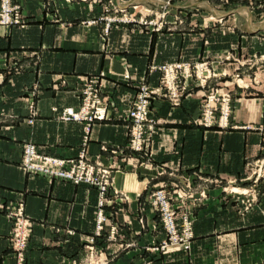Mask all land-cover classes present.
<instances>
[{"label":"crops","instance_id":"obj_1","mask_svg":"<svg viewBox=\"0 0 264 264\" xmlns=\"http://www.w3.org/2000/svg\"><path fill=\"white\" fill-rule=\"evenodd\" d=\"M16 1L22 23L0 27V264H17L6 215L19 202L31 223L25 264H264V178L257 185L258 202L248 211L228 202L222 191L228 180L250 187L239 182L247 176L245 163L264 157V62L246 60L264 55V18L249 13L246 3L222 8L202 3L197 13L181 12L179 27L154 32L120 23L104 36L102 23H84L102 15L103 0H55L51 8L46 0ZM174 5L183 10L187 4ZM226 56L234 60H221ZM172 62L208 64L218 75L208 80V88L231 97L232 128L194 125L208 89L183 80L179 107L153 103L163 122L151 148L156 170L135 169L126 148L127 112L140 85L158 86L160 75L149 69ZM100 73L110 117L91 127L86 156L115 165L117 200L104 203L106 220L96 235L95 189L28 174L19 164L26 143L41 155L77 156L83 124L59 115L79 106L77 83ZM159 168L164 176L156 175ZM162 184L189 198L185 206L192 211L194 238L188 251L144 250L163 239L146 202V189ZM201 191L207 199L197 200Z\"/></svg>","mask_w":264,"mask_h":264},{"label":"built area","instance_id":"obj_2","mask_svg":"<svg viewBox=\"0 0 264 264\" xmlns=\"http://www.w3.org/2000/svg\"><path fill=\"white\" fill-rule=\"evenodd\" d=\"M213 0H179V2L192 3L190 10L197 11L201 9L202 3H210ZM173 0H159V9L151 6L140 5L138 3L121 4L116 9V15H109L108 5L103 6V13L97 20L90 22H104L103 35L107 36L112 24H136L139 26L150 27L153 31H161L166 28L171 20L181 24V12L171 4ZM107 4H112L111 2ZM180 9V8H178ZM235 21V19H234ZM22 23L21 5L15 0H0V27H14ZM218 24L222 23V19L217 20ZM230 58L227 57V60ZM188 64H168L160 67H152L151 70L161 71L162 78L159 86L149 88L146 85H140L134 95L127 118L129 122L128 136L129 141L127 149L137 156L145 157V161L140 163L148 171H154V165L151 162V148L155 139V135L159 130L162 122L156 117L152 109L153 102L157 99L167 101L174 108L181 104V96L184 87L181 86V78L187 79L191 77ZM195 74L201 88L208 89L204 95L202 105L198 115L193 119L196 126L210 128L217 126L221 129L229 128V116L231 114V98L228 93H220L218 90H210L206 85L209 74L203 76L206 72V64H196ZM104 73L98 76H90L82 82L77 83L75 91L79 94V106L76 108H63L59 119L64 122L82 123L83 139L78 155L69 160L56 157L45 156L38 153L36 147L31 143L23 144L21 151L20 168L28 174L42 175L55 179L70 181L75 185H88L97 191L98 210L96 213V235L102 229L105 222V216L102 211L106 200L110 199L109 190L113 181V170L115 165L104 166L97 161H90L86 156V147L89 142L91 127L95 123H101L109 119L110 111L108 103L102 96L103 84L101 78ZM236 75L234 78H238ZM128 80V76L124 77ZM66 86V82H62ZM32 119L28 121L32 124ZM138 164V163H137ZM247 176L240 182H251L250 188H231L228 192L234 198L241 208V211H248L253 207L259 199L257 185L264 178V158L248 161L245 163ZM158 175H164L165 171L160 168ZM228 185H235L236 180H228ZM224 191H227L225 188ZM205 191L199 192L197 200L204 199ZM108 198V199H107ZM117 200L116 197L111 199ZM146 199L150 207L159 214L163 227L167 233V241L162 242L161 251H165L170 245H179L184 249H188V242L191 239L192 222L186 212L185 202L186 196L181 190L172 192L170 186L162 184L159 188L146 189ZM181 209L179 210V207ZM7 218L11 224L9 231V243L15 256L18 258V264H24L23 253L27 247V240L31 229V223L24 214V205L22 202L16 204L8 213ZM180 224L183 234L177 236L176 226ZM90 244L93 239L88 240ZM169 242V243H167ZM103 264H106L103 263Z\"/></svg>","mask_w":264,"mask_h":264},{"label":"rangeland","instance_id":"obj_3","mask_svg":"<svg viewBox=\"0 0 264 264\" xmlns=\"http://www.w3.org/2000/svg\"><path fill=\"white\" fill-rule=\"evenodd\" d=\"M15 2H17L16 0H15ZM54 2H55V0H46V3H47V6L48 7H52L53 5H54ZM109 2H111L112 4H107V3H109ZM156 5H154V6H151L152 8H154V9H159V0H156ZM176 2H179V0H173V2L171 3L173 6H175L174 4L176 3ZM235 2H241V3H246V5L248 6V8H249V13H251L252 15H255V16H257V18L259 19H263L264 18V0H213V1H211L210 3H215V4H217V6H220L221 8L222 7H226V6H228V5H230L231 3H235ZM19 3V2H18ZM128 4V3H138V4H140L141 5V3L140 2H138V1H134V0H121L118 4H116L113 0H103V3H102V13H103V6L105 5H108V9L110 10L109 11V15H112V16H114V15H116V9L118 8V7H120L121 6V4ZM184 3H186L187 5H186V7L183 9V10H177L178 12L180 11V12H185V13H188V11H187V9L189 10L190 9V7H192V3H190L189 4V2H184ZM20 4V3H19ZM143 5V4H142ZM199 11H201V9H198ZM197 10V11H198ZM192 12H196L197 13V11H194V10H191ZM97 20V19H96ZM95 21V20H94ZM90 22H92V20L91 21H85L84 23L85 24H87V25H95V24H97V22L96 23H93V24H91ZM98 23H102V34H103V27H104V22H98ZM223 23V22H222ZM221 23V24H222ZM181 24H183V22L181 23ZM179 22H178V20H175V21H171V23L170 24H167V26H166V28H170V29H172V28H175V27H179L180 25H181ZM136 25V24H135ZM198 25H200V23H198V21H197V26ZM19 26V25H18ZM112 26V25H111ZM139 26V25H138ZM144 27V26H143ZM201 27V26H200ZM150 28V27H149ZM165 28V29H166ZM110 29H111V27H110ZM164 30V29H163ZM162 31V30H161ZM109 32H110V30H109ZM154 32H156V31H154ZM158 32H160V31H158ZM109 34V33H108ZM230 58V57H229ZM234 60L233 58H230V60ZM221 60H227V56L226 57H223ZM248 62H251V63H255V62H257V63H259V62H264V55H257V56H254V57H251V58H248V59H246ZM238 62V61H237ZM239 63V62H238ZM168 64H186V63H182V62H172V63H165V64H161V65H158V66H152V67H160V66H162V65H168ZM196 64H206V72L207 73H204L203 74V76H205L206 77V75H210L209 76V78L206 80V85L208 84V80L209 79H211V78H216L218 75L217 74H212L211 72H210V70H208V64L206 63V62H193V63H188V65L190 66L189 67V70H190V74H191V77L190 78H187V79H183V78H181V81H183V80H192L193 82H194V85L195 86H198V87H200V85H199V83H198V80H197V78H196V74H195V72H196V70H195V67H194V65H196ZM151 67V68H152ZM151 68L149 69L150 70V72H157L159 75H160V77H159V83H160V80H161V78H162V72L161 71H158V70H155V71H152L151 70ZM237 74H234V76H233V78L236 76ZM181 81H180V83H181ZM143 85H146V86H148L147 84H143ZM158 86H159V84H158ZM157 86V87H158ZM181 86H183L182 84H181ZM149 88H151L150 86H148ZM184 87V86H183ZM156 88V87H155ZM201 88V87H200ZM185 90H186V88H184V91L183 92H185ZM75 92H77V91H75ZM77 94H78V92H77ZM79 95V94H78ZM231 98V97H230ZM157 100H161V99H157ZM156 101V100H155ZM154 101V102H155ZM153 102V103H154ZM162 102H164V103H166L167 105H169L170 107H172L171 105H170V103H168L167 101H162ZM172 108H174V107H172ZM177 108V107H176ZM230 108H231V103H230ZM152 109H153V106H152ZM154 110V109H153ZM154 113H155V111H154ZM155 115H156V113H155ZM230 116H231V114H230ZM230 116H229V120H230ZM157 117V116H156ZM158 118V117H157ZM128 119V118H127ZM159 119V118H158ZM160 120V122H162V120L161 119H159ZM105 122V121H104ZM101 123H103V122H101ZM163 123V122H162ZM96 124V123H95ZM128 125H129V122H128ZM162 125V124H161ZM83 126L84 125H82V139H83V134H84V132H83ZM129 127V126H128ZM213 127H217V126H213ZM231 126H230V124H229V128H230ZM159 128H160V126H159ZM217 128H219V127H217ZM232 128V127H231ZM221 129V128H220ZM127 131H128V129H127ZM82 139H81V143H82ZM128 141H129V136H128V140H127V144H128ZM80 147H81V145H80ZM126 148H127V145H126ZM80 150V149H79ZM79 152V151H78ZM127 152H128V154H130L131 155V157L135 160V162H134V165H133V167L135 166L136 168H141V169H143L144 171H146V172H149L147 169H145L142 165H140V163H142L143 161H145V157H143V156H137L136 154H134V153H132V152H130V150H128L127 149ZM77 155H78V153H77ZM151 155H152V151H151ZM46 156V155H45ZM153 156V155H152ZM51 157H53V156H51ZM57 158V157H56ZM152 158V157H151ZM262 158H264V157H262ZM262 158H257V159H254V160H248V161H255V160H259V159H262ZM247 161V162H248ZM138 163V164H137ZM19 167H20V164H19ZM134 167V168H135ZM155 167V166H154ZM135 168V169H136ZM21 169V168H20ZM160 169V168H159ZM22 170V169H21ZM154 170H156V168H154ZM114 171V170H113ZM156 172H158V170L156 171ZM158 177L159 176H164V175H158V174H156ZM47 177V176H46ZM48 178H51V177H48ZM53 179H55V178H53ZM60 180V179H59ZM70 182V181H69ZM113 182V181H112ZM239 182H240V180H239ZM236 183H237V180H236ZM235 183V184H236ZM242 183V182H241ZM250 184H252L251 182H249ZM73 184V183H72ZM187 184V183H186ZM75 185V184H74ZM80 185H84V184H80ZM86 186H88V185H86ZM89 187H91V186H89ZM251 187V186H250ZM250 187H248V188H250ZM92 188V187H91ZM173 188V187H172ZM227 189V191H224V189ZM231 188H234V189H239V190H236V192L237 191H241V189H240V187L239 186H236V185H228V183H226L224 186H222V191H223V194L225 195V197H226V200L228 201V202H232L233 204H236V203H238V202H236L235 200H234V198L229 194V190L231 189ZM94 189V188H93ZM97 192V191H96ZM98 196V195H97ZM108 198H112V197H117V195L115 194V192H114V190H113V187H112V184H111V187H110V190H109V195L107 196ZM107 198V199H108ZM110 198V199H111ZM208 198V194H206L205 195V198L204 199H207ZM114 199V198H113ZM187 199H189V198H187L186 197V202H187ZM203 199V200H204ZM146 202H147V204H148V206H150V204L148 203V201H147V199H146ZM186 202H185V204H186ZM97 206H98V201H97ZM188 206V205H187ZM187 206H185L186 207V209H184V210H182V212L184 213V212H186L185 214H187V216H188V218H189V221H191L192 222V225H191V239H190V241L188 242V249H184L182 246H179V245H170V244H168L169 246L167 247V249L164 251V252H166L169 248H171V247H174V246H176V247H179L180 249H182V250H185V251H188L189 249H190V247H191V241L193 240V238H194V226H193V223H194V221H193V219H192V211L190 210V208L189 207H187ZM239 207V206H238ZM151 208V207H150ZM152 209V208H151ZM153 210V209H152ZM154 211V210H153ZM156 212L154 211V214H155ZM25 214V213H24ZM104 216H105V214H104ZM155 216H156V219H157V225H158V228H159V230L161 231V233H162V235H163V239L161 240V241H159V242H154L152 245H150V246H148V247H146V248H144V250L146 251V252H148V253H151V254H161V253H164L163 251H161L160 250V246H161V244H162V242H164V241H167V233H166V230L164 229V227H163V223H162V220L160 219V217H159V214L157 213V214H155ZM6 217H7V215H6ZM30 221V220H29ZM176 229H177V236H179V235H181V234H183V229H182V227H181V225L180 224H178L177 226H176ZM30 234H31V229H30V232H29V237H28V240H27V247H28V243H29V238H30ZM89 242V241H88ZM93 242H94V240H93ZM167 243H169V242H167ZM11 247V246H10ZM27 247H26V250H27ZM12 250V249H11ZM26 250L24 251V253H23V258H24V264H25V252H26ZM13 251V250H12ZM14 253V252H13ZM98 256H100L99 254H98ZM16 261H17V264L19 263L18 262V258H17V256H16ZM90 262V261H89ZM92 263H94V262H92ZM99 264H103V262H99ZM148 264V263H147Z\"/></svg>","mask_w":264,"mask_h":264}]
</instances>
